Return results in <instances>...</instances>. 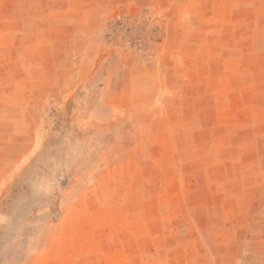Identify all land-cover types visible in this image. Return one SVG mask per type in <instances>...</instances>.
Listing matches in <instances>:
<instances>
[{
    "label": "rangeland",
    "instance_id": "374dc122",
    "mask_svg": "<svg viewBox=\"0 0 264 264\" xmlns=\"http://www.w3.org/2000/svg\"><path fill=\"white\" fill-rule=\"evenodd\" d=\"M0 264H264V0H0Z\"/></svg>",
    "mask_w": 264,
    "mask_h": 264
}]
</instances>
